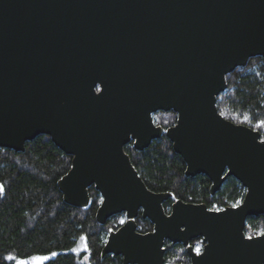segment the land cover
Instances as JSON below:
<instances>
[{"label": "water", "instance_id": "1", "mask_svg": "<svg viewBox=\"0 0 264 264\" xmlns=\"http://www.w3.org/2000/svg\"><path fill=\"white\" fill-rule=\"evenodd\" d=\"M264 56V0H0V147L24 150L46 134L71 156L57 181L63 201L95 218L123 212L101 255L122 264H167L164 241L182 243L190 263L264 264V230L247 236V217L264 215V138L226 119L216 97L226 75ZM157 110L176 120L164 130ZM164 134L216 192L229 175L245 188L221 209L147 187L124 145L137 150ZM153 224L140 232L139 214ZM201 237L196 253L189 241Z\"/></svg>", "mask_w": 264, "mask_h": 264}, {"label": "trees", "instance_id": "2", "mask_svg": "<svg viewBox=\"0 0 264 264\" xmlns=\"http://www.w3.org/2000/svg\"><path fill=\"white\" fill-rule=\"evenodd\" d=\"M226 83L216 97L218 111L234 122L263 130L264 56L249 57L245 65L226 75ZM152 117L165 128L175 122L176 113L158 110ZM124 150L148 188L171 193L164 207L178 198L220 209L236 205L243 198L245 188L234 176H227L211 194V181L206 175H185V162L165 135L142 150L131 143L124 145ZM70 164L71 156L46 134L26 141L22 151L0 147V264H15L9 255L26 258L48 254L52 255L41 264H122L120 255H101V248L124 214H113L103 224L98 223L95 213L101 195L93 186L89 187L87 206L65 203L57 181ZM136 222L140 231L152 228L151 222L140 215ZM263 229L264 215L247 217L245 234L254 235ZM80 243L82 248L78 249ZM183 255L181 244L168 243L164 259L177 263Z\"/></svg>", "mask_w": 264, "mask_h": 264}, {"label": "flooded vegetation", "instance_id": "3", "mask_svg": "<svg viewBox=\"0 0 264 264\" xmlns=\"http://www.w3.org/2000/svg\"><path fill=\"white\" fill-rule=\"evenodd\" d=\"M158 111V110H157ZM156 112V111H155ZM155 112H153V113H155ZM226 118V117H225ZM227 119V118H226ZM176 120V119H175ZM228 120H230V119H228ZM153 121H154V119H153ZM230 121H232V120H230ZM232 122H234V121H232ZM154 123H155V121H154ZM234 123H239V124H244V123H241V122H234ZM155 124H157V123H155ZM157 125H160V124H157ZM172 125V124H171ZM244 125H247V124H244ZM247 126H249V125H247ZM161 127L163 128V130L166 128H164L162 125H161ZM250 127V126H249ZM255 129V128H254ZM258 130V129H257ZM259 132H260V134H261V138H264V129L263 130H258ZM162 135H164V134H162ZM131 144H132V142H130ZM133 146V145H132ZM242 185V184H241ZM210 192V191H209ZM245 193V192H244ZM244 196V195H243ZM178 199V198H177ZM175 200V199H174ZM173 200V201H174ZM172 201V202H173ZM171 202V203H172ZM187 202H190V201H187ZM170 203V204H171ZM195 203H199V202H195ZM203 203V202H202ZM163 207H164V201H163ZM169 207H170V205L168 206V207H164V209H165V211L166 212H169ZM210 209H212V208H210ZM221 209V208H220ZM121 213H123V212H121ZM124 214V213H123ZM140 215V212H139V214L137 215V217L135 218V221L137 220V218H138V216ZM140 217H141V215H140ZM141 218H143V217H141ZM146 218V217H145ZM121 219H124L122 222H121V220H120V224L121 223H123L124 221H125V219H126V217H125V214H124V216H123V218H121ZM144 219V218H143ZM148 219V218H147ZM149 220V219H148ZM246 223V222H245ZM136 224H137V222H136ZM152 224V223H151ZM152 226H153V224H152ZM116 229V228H115ZM136 229H137V227H136ZM111 230H114V229H111ZM138 230V229H137ZM150 230H152V228L151 229H149V230H146V231H140V230H138V231H140V232H147V231H150ZM264 230V229H263ZM262 230V231H263ZM261 231V232H262ZM109 233V232H108ZM245 233V232H244ZM260 233V232H259ZM258 234V233H257ZM245 235H247V234H245ZM254 235H256V234H254ZM247 236H252V235H247ZM106 240V239H105ZM168 243L170 244V245H174V244H181L182 245V247H183V251H184V255H183V257H182V259H180V261H178L177 263H180V262H183V263H190V256H189V254H188V252H187V250H186V246L185 245H183L182 243H172V242H170L169 240H165L164 241V244H163V247L165 248L164 249V252H165V250L167 249V246H168ZM189 243L192 245V248H193V250L196 252V253H199L201 250H202V247H203V244H204V241L202 240V238L201 237H195V238H193V239H191L190 241H189ZM197 249H199V251H197ZM109 254H111V253H109ZM114 255V254H113ZM121 256V255H120ZM163 257H164V253H163ZM122 258V257H121ZM165 260V259H164ZM166 262V261H165ZM167 263V262H166ZM173 264H175V263H173Z\"/></svg>", "mask_w": 264, "mask_h": 264}, {"label": "rangeland", "instance_id": "4", "mask_svg": "<svg viewBox=\"0 0 264 264\" xmlns=\"http://www.w3.org/2000/svg\"><path fill=\"white\" fill-rule=\"evenodd\" d=\"M124 219H121V222ZM82 248V244L80 243V246H78V249ZM52 255V254H51ZM51 255H32L26 258H17L14 257L12 255H9L8 257L11 258L15 264H21V262H23V264L29 263V264H41L44 260L48 259ZM176 262H167V264H173Z\"/></svg>", "mask_w": 264, "mask_h": 264}, {"label": "snow or ice", "instance_id": "5", "mask_svg": "<svg viewBox=\"0 0 264 264\" xmlns=\"http://www.w3.org/2000/svg\"><path fill=\"white\" fill-rule=\"evenodd\" d=\"M234 207H235V205H234ZM197 251H199V249H197ZM53 255H55V253H53ZM21 264H23V262H21Z\"/></svg>", "mask_w": 264, "mask_h": 264}]
</instances>
